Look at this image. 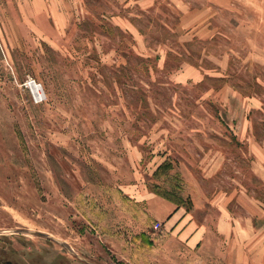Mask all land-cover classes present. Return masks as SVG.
<instances>
[{"label":"rangeland","instance_id":"obj_1","mask_svg":"<svg viewBox=\"0 0 264 264\" xmlns=\"http://www.w3.org/2000/svg\"><path fill=\"white\" fill-rule=\"evenodd\" d=\"M0 264H264V0H0Z\"/></svg>","mask_w":264,"mask_h":264},{"label":"bare ground","instance_id":"obj_2","mask_svg":"<svg viewBox=\"0 0 264 264\" xmlns=\"http://www.w3.org/2000/svg\"><path fill=\"white\" fill-rule=\"evenodd\" d=\"M32 85H33V84H32ZM35 86H36V85H35ZM35 89H36L38 92H40V91H39V89L37 88V86H36V88H35Z\"/></svg>","mask_w":264,"mask_h":264}]
</instances>
